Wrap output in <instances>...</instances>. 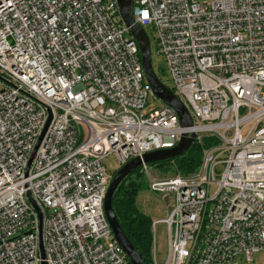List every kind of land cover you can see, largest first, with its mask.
I'll list each match as a JSON object with an SVG mask.
<instances>
[{
    "label": "built area",
    "instance_id": "obj_1",
    "mask_svg": "<svg viewBox=\"0 0 264 264\" xmlns=\"http://www.w3.org/2000/svg\"><path fill=\"white\" fill-rule=\"evenodd\" d=\"M132 17L156 31L192 126L148 106L117 0H0V264H41L40 239L47 264H131L105 214L104 160L116 153L122 167L185 133L201 165L151 178L152 191L175 195L153 224L166 225L168 251L159 261L154 241L152 264L264 252V0H133Z\"/></svg>",
    "mask_w": 264,
    "mask_h": 264
},
{
    "label": "water",
    "instance_id": "obj_2",
    "mask_svg": "<svg viewBox=\"0 0 264 264\" xmlns=\"http://www.w3.org/2000/svg\"><path fill=\"white\" fill-rule=\"evenodd\" d=\"M117 4L123 24L129 29L130 34L135 38L139 46L143 69L154 95L162 100L165 105L172 107L176 111L180 120V125L182 127L192 126L193 120L185 104L170 87L164 84V82L157 76L154 70L150 38L141 25L134 23L132 17L133 0H117ZM49 121L50 120H48V123L39 138L37 146L31 156V161L35 156L38 146L41 143L44 133L49 125ZM194 140L195 134L189 135L185 133L181 136L179 143L175 147L170 149L156 150L150 153H146L142 157H135L125 165H123L113 176V179L105 196L104 210L114 237L117 243L125 252L131 264H146V260L142 253L128 238L115 214L113 207V198L116 190L130 174L141 168L143 164L163 162L183 155L193 145ZM29 197L33 205L37 208V210H39L38 205L36 201L31 197V194H29ZM40 249L42 257L41 264H47L45 260V252L42 239H40Z\"/></svg>",
    "mask_w": 264,
    "mask_h": 264
},
{
    "label": "trees",
    "instance_id": "obj_3",
    "mask_svg": "<svg viewBox=\"0 0 264 264\" xmlns=\"http://www.w3.org/2000/svg\"><path fill=\"white\" fill-rule=\"evenodd\" d=\"M154 70L161 80L166 75V69L163 66L159 68L154 66ZM210 141L211 139H207L205 146H209ZM202 151V147L195 143L183 155L167 161L152 163V165L154 164L159 168V166L164 167L171 164L182 175L193 174L201 165ZM145 187V173L142 168H139L120 184L113 198V207L128 238L142 253L146 264H152L153 220L144 214L137 205V195Z\"/></svg>",
    "mask_w": 264,
    "mask_h": 264
},
{
    "label": "rangeland",
    "instance_id": "obj_4",
    "mask_svg": "<svg viewBox=\"0 0 264 264\" xmlns=\"http://www.w3.org/2000/svg\"><path fill=\"white\" fill-rule=\"evenodd\" d=\"M147 32L150 42H151V49H152V56L154 61V66L159 68L163 66L166 69V75L163 77V82L173 89V81L167 71V63L162 55L158 54L157 52V42H156V31L153 27L147 26L145 28ZM164 103L160 100L156 95L151 94L148 100V106L151 108H160ZM104 165L112 174L115 173L121 168V164L119 162L118 156L116 153L109 154L105 160ZM150 175L145 174V181L146 187L140 191L137 195V205L138 208L146 215L151 217L153 220V224L156 221L162 220L167 218L169 212L172 210L174 206V199L175 195L172 192L166 193H157L151 190L150 183L151 178H170L175 176H188L182 175L181 173L177 172V168H174L173 165H165L164 167L156 165L148 164ZM191 175V174H189ZM152 241H155V247L157 251V256L159 261H163L165 256L167 255L168 251V232L167 227L164 223H157L156 225L152 226ZM154 246V242H153ZM153 250V247H152ZM241 264H264V252L258 253L254 256V261L247 263L245 260L241 261Z\"/></svg>",
    "mask_w": 264,
    "mask_h": 264
},
{
    "label": "crops",
    "instance_id": "obj_5",
    "mask_svg": "<svg viewBox=\"0 0 264 264\" xmlns=\"http://www.w3.org/2000/svg\"><path fill=\"white\" fill-rule=\"evenodd\" d=\"M153 226V225H152ZM154 242V241H153ZM153 248H154V246H152ZM156 248V247H155ZM152 252H153V250H152Z\"/></svg>",
    "mask_w": 264,
    "mask_h": 264
}]
</instances>
